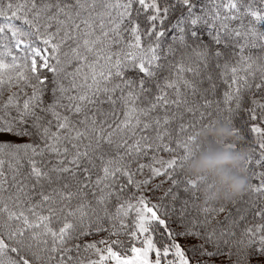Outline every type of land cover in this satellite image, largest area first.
Masks as SVG:
<instances>
[{
  "label": "snow or ice",
  "instance_id": "obj_1",
  "mask_svg": "<svg viewBox=\"0 0 264 264\" xmlns=\"http://www.w3.org/2000/svg\"><path fill=\"white\" fill-rule=\"evenodd\" d=\"M0 264H264V0H0Z\"/></svg>",
  "mask_w": 264,
  "mask_h": 264
},
{
  "label": "clouds",
  "instance_id": "obj_2",
  "mask_svg": "<svg viewBox=\"0 0 264 264\" xmlns=\"http://www.w3.org/2000/svg\"><path fill=\"white\" fill-rule=\"evenodd\" d=\"M195 136L205 142L204 147L189 158L184 167L188 175L204 176L212 183V188H202L203 197L210 203L227 202L244 191L247 186L244 153L230 147L237 138L229 126L213 121L212 126L199 129Z\"/></svg>",
  "mask_w": 264,
  "mask_h": 264
}]
</instances>
